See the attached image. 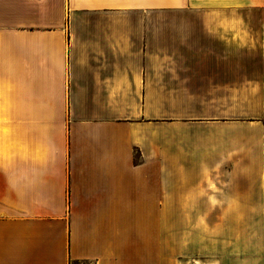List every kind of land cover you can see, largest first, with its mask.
Instances as JSON below:
<instances>
[{"label":"crops","instance_id":"0c3cea01","mask_svg":"<svg viewBox=\"0 0 264 264\" xmlns=\"http://www.w3.org/2000/svg\"><path fill=\"white\" fill-rule=\"evenodd\" d=\"M250 58L264 0H0V264H264Z\"/></svg>","mask_w":264,"mask_h":264},{"label":"rangeland","instance_id":"374dc122","mask_svg":"<svg viewBox=\"0 0 264 264\" xmlns=\"http://www.w3.org/2000/svg\"><path fill=\"white\" fill-rule=\"evenodd\" d=\"M262 60H263V62H262ZM250 61L255 64L253 66L257 65V68H258L260 66V64L264 63V58H250ZM261 91L264 93V90H261Z\"/></svg>","mask_w":264,"mask_h":264}]
</instances>
